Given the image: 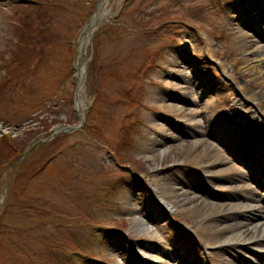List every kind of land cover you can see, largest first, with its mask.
<instances>
[{
	"label": "rangeland",
	"instance_id": "1",
	"mask_svg": "<svg viewBox=\"0 0 264 264\" xmlns=\"http://www.w3.org/2000/svg\"><path fill=\"white\" fill-rule=\"evenodd\" d=\"M30 1L0 0V264H134L137 248L154 262L191 234L209 249L233 238L227 218L256 182L210 128L234 116L264 137L249 54L264 47V0H108L85 57L89 123L35 148L77 124L68 60L97 0ZM201 171L211 192L190 189Z\"/></svg>",
	"mask_w": 264,
	"mask_h": 264
},
{
	"label": "bare ground",
	"instance_id": "2",
	"mask_svg": "<svg viewBox=\"0 0 264 264\" xmlns=\"http://www.w3.org/2000/svg\"><path fill=\"white\" fill-rule=\"evenodd\" d=\"M103 8L104 6L102 5V9L98 10L96 16L90 21V25L85 29L84 31V35L86 38L85 41H87V39L94 32L95 24H97V22L99 21ZM259 43H264V39L262 38V35L260 36L258 35V43L256 44ZM255 46L256 47L252 46L249 52L252 61V68L253 70H256V72L264 76V47L260 49L259 47H257V45ZM81 58L83 60V57ZM79 61L81 62V60ZM81 64H82V70H81L82 77L79 79V83H78L79 85L77 92L78 95H81L82 92H84V85H85L83 62H81ZM241 139L242 142H239ZM259 141H261V138L259 137L254 138L250 132H246L244 137L242 138L236 137L234 139L232 148L233 150H236L235 152L239 153L246 159L252 158L253 154L251 148L248 147L252 145H256V142ZM189 186L190 189L192 190L197 189L196 185L193 186L189 185ZM244 186L246 187V190L249 193H252L253 195L252 197L249 198L250 202L247 203L246 205H243L241 210L232 207L236 221L233 218H227V220L232 221L231 224L227 225V228L231 229V232L234 231L237 233L233 236V238H231L228 241L222 242V244L233 243L234 246L238 249V252L239 251L243 252L241 246L247 247L248 250H261L262 252H260L259 258L264 260V207L257 204V202H259V196L255 195V189H252L247 185ZM229 189H232V186L229 187ZM166 205L169 209L170 207H172L171 204H166ZM252 220L255 221L252 222ZM136 224L140 227L142 231L148 230V223H146L144 220H136ZM138 252L141 253V251ZM235 252L237 253V251ZM172 255L173 253L170 251H167L166 253L161 252L160 260L150 264H169L168 256H172Z\"/></svg>",
	"mask_w": 264,
	"mask_h": 264
},
{
	"label": "trees",
	"instance_id": "3",
	"mask_svg": "<svg viewBox=\"0 0 264 264\" xmlns=\"http://www.w3.org/2000/svg\"><path fill=\"white\" fill-rule=\"evenodd\" d=\"M20 26H22V25H20ZM25 27V26H24ZM15 156V155H14ZM17 157V156H16Z\"/></svg>",
	"mask_w": 264,
	"mask_h": 264
}]
</instances>
